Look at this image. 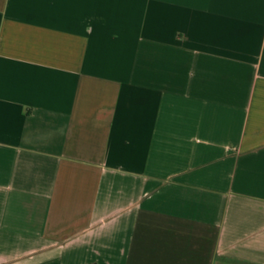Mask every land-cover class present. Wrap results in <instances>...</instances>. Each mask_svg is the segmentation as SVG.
I'll return each instance as SVG.
<instances>
[{
	"label": "crops",
	"instance_id": "0c3cea01",
	"mask_svg": "<svg viewBox=\"0 0 264 264\" xmlns=\"http://www.w3.org/2000/svg\"><path fill=\"white\" fill-rule=\"evenodd\" d=\"M0 264H264V0H0Z\"/></svg>",
	"mask_w": 264,
	"mask_h": 264
}]
</instances>
